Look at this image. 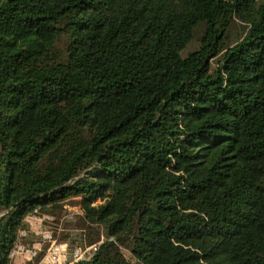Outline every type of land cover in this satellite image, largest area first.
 <instances>
[{
	"label": "trees",
	"instance_id": "trees-1",
	"mask_svg": "<svg viewBox=\"0 0 264 264\" xmlns=\"http://www.w3.org/2000/svg\"><path fill=\"white\" fill-rule=\"evenodd\" d=\"M70 198L77 264H264V0H0V264Z\"/></svg>",
	"mask_w": 264,
	"mask_h": 264
},
{
	"label": "built area",
	"instance_id": "built-area-1",
	"mask_svg": "<svg viewBox=\"0 0 264 264\" xmlns=\"http://www.w3.org/2000/svg\"><path fill=\"white\" fill-rule=\"evenodd\" d=\"M78 212L83 214L82 210ZM72 216L71 213L64 215L60 222ZM56 219L52 214L40 213L38 210L26 216L25 227L17 231L10 260L21 258L34 263L33 259L40 257V264H77L89 260L101 241L87 242L84 232L73 243L61 240L58 238L60 228L54 227Z\"/></svg>",
	"mask_w": 264,
	"mask_h": 264
},
{
	"label": "rangeland",
	"instance_id": "rangeland-1",
	"mask_svg": "<svg viewBox=\"0 0 264 264\" xmlns=\"http://www.w3.org/2000/svg\"><path fill=\"white\" fill-rule=\"evenodd\" d=\"M240 24H237V25H234L233 28H232V40L235 41V37L237 35V29L239 30L240 29ZM201 28L196 32L195 34V37L193 39V41L186 47V49L182 52V55H186L187 52L195 49L197 46H198V43H199V37L201 35ZM216 65V61L215 59L212 60V66L214 67ZM79 202H78V199L76 198H70L68 200H66L65 202V205L62 209V211L60 213H58L56 216H55L57 219L55 220V228L58 229V227L60 228L59 229V235H58V238H60L61 240H67V241H70V242H75L78 240V238L81 236V234H83V230H81V226L82 224H79L80 222V219L82 217L83 214H80L78 211H80L81 209L79 208ZM73 215L71 219H68V218H63V220L60 222V218L64 215H67V214H70ZM2 213H0L1 215ZM88 229H86V232L84 231V233H88L89 230L87 231ZM99 234L98 235H93L91 237V240L94 239L96 237V239L98 241L96 242H100L102 240H105V237L102 233V229L100 228L99 229ZM90 238H87L85 237V240L88 242ZM124 253L126 254L127 257H129L128 253L124 250ZM40 257H38L37 259H33L34 263L31 262V261H27L25 264H40L39 261H40ZM15 262L10 260V264H14ZM24 264V263H22Z\"/></svg>",
	"mask_w": 264,
	"mask_h": 264
},
{
	"label": "crops",
	"instance_id": "crops-1",
	"mask_svg": "<svg viewBox=\"0 0 264 264\" xmlns=\"http://www.w3.org/2000/svg\"><path fill=\"white\" fill-rule=\"evenodd\" d=\"M14 262H20V264H22V263L25 264L27 261H24L23 259L18 258V259H16Z\"/></svg>",
	"mask_w": 264,
	"mask_h": 264
},
{
	"label": "water",
	"instance_id": "water-1",
	"mask_svg": "<svg viewBox=\"0 0 264 264\" xmlns=\"http://www.w3.org/2000/svg\"><path fill=\"white\" fill-rule=\"evenodd\" d=\"M1 215H2V214H1ZM1 215H0V216H1Z\"/></svg>",
	"mask_w": 264,
	"mask_h": 264
}]
</instances>
